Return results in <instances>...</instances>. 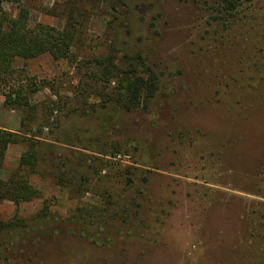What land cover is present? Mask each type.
<instances>
[{
  "label": "rangeland",
  "instance_id": "1",
  "mask_svg": "<svg viewBox=\"0 0 264 264\" xmlns=\"http://www.w3.org/2000/svg\"><path fill=\"white\" fill-rule=\"evenodd\" d=\"M3 9L27 11L29 33L70 26L75 39L68 60L14 62L38 87L28 114L0 97V130L15 141L0 180L23 157L39 159L20 170L36 197L0 200V264H264V236L248 229V204L264 202L252 194L264 192V0H241L221 19L211 0H11ZM137 56L157 91L128 112L115 82ZM141 189L126 223L127 199ZM57 221L62 233L18 246Z\"/></svg>",
  "mask_w": 264,
  "mask_h": 264
},
{
  "label": "trees",
  "instance_id": "2",
  "mask_svg": "<svg viewBox=\"0 0 264 264\" xmlns=\"http://www.w3.org/2000/svg\"><path fill=\"white\" fill-rule=\"evenodd\" d=\"M241 0H211L212 6L217 8L216 15L221 19L227 14L234 12ZM11 2V0H0V97L3 98L2 106L11 111H17L22 115L28 114L33 107L31 106V97L37 92L36 82L32 78L27 77L24 69L17 70L14 68V62L21 60L24 62L39 58L48 54L54 60H68L72 43L75 39V33L70 26L63 32H57L43 26H37L35 33L27 31L28 12L21 9L16 18H11L3 9V4ZM220 16V17H219ZM127 68H135L133 64L139 65L141 69L133 72V69L127 68L119 73L120 77H116L118 102L128 111H136L141 106L150 101L157 91V79L154 72L144 65L140 56L136 58L125 57ZM139 68V67H138ZM111 74V73H108ZM118 79V80H117ZM111 80V79H110ZM22 124V123H21ZM14 135L0 130V167L3 164L5 153L10 144H14ZM39 161L36 154L30 157H23L19 164V173L13 175L8 182L0 180V200L10 201L15 204L29 202L37 195L28 184L27 178L21 175V168L33 169L34 164ZM20 175V176H19ZM264 176V155L259 163V171L256 179ZM145 184L147 178L141 179ZM257 184V183H256ZM257 186V185H256ZM258 193H252L254 196L264 201V192L258 187ZM144 191L138 190L133 193L127 204L122 219L128 223L132 219L131 213L138 215L134 209L140 210L142 205V197ZM248 209L252 216L248 222L250 227V236H264V202H250ZM259 208V210H258ZM58 222V223H57ZM53 227L46 228L40 237L37 230L31 231L20 237L18 244L10 245L8 249L12 255L21 254L20 248L26 250L27 246L38 242L42 237L48 235L60 234L65 228V221H57ZM44 229L41 227V230ZM69 234H73L72 230H68ZM84 238V233H79ZM36 239V240H35ZM264 242V238H261ZM20 248L18 249V246ZM5 261H9L5 259ZM28 264V263H27ZM29 264H32L29 262Z\"/></svg>",
  "mask_w": 264,
  "mask_h": 264
}]
</instances>
